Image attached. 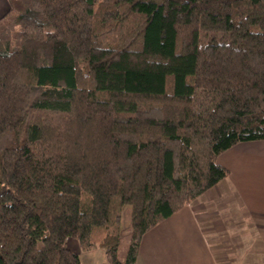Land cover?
Wrapping results in <instances>:
<instances>
[{"label":"trees","instance_id":"16d2710c","mask_svg":"<svg viewBox=\"0 0 264 264\" xmlns=\"http://www.w3.org/2000/svg\"><path fill=\"white\" fill-rule=\"evenodd\" d=\"M0 264H134L142 236L264 140V0H8ZM130 242L117 257L121 212Z\"/></svg>","mask_w":264,"mask_h":264},{"label":"crops","instance_id":"0c3cea01","mask_svg":"<svg viewBox=\"0 0 264 264\" xmlns=\"http://www.w3.org/2000/svg\"><path fill=\"white\" fill-rule=\"evenodd\" d=\"M8 8L0 0V17ZM230 152L239 163V183L220 162L228 175L145 233L134 264H264V245L256 247L258 260L240 250L254 248L247 243L254 238L264 242V140L238 143L218 159Z\"/></svg>","mask_w":264,"mask_h":264},{"label":"rangeland","instance_id":"374dc122","mask_svg":"<svg viewBox=\"0 0 264 264\" xmlns=\"http://www.w3.org/2000/svg\"><path fill=\"white\" fill-rule=\"evenodd\" d=\"M2 1L8 3V0H2ZM8 7H9V3H8ZM230 155L232 156L231 158H230ZM218 162L219 163L222 162L226 165H229L233 173L236 174V177H234L235 183H239L241 179V174L239 176L238 173L241 171L239 170L236 171V165L239 167V163L237 160H235L234 153L233 155H232V152L228 153V156L223 157L220 160L218 159ZM130 209H131L130 205H124L122 208V212H121V235H120V240H119L118 247H117V257L120 261L125 260L126 253L129 247V242H130V221H129ZM247 227L248 226L243 227V229ZM251 236H253V234ZM247 243H250L249 245H253L255 247L246 248V245H245V247H241L240 250L244 251L245 256H251V254L253 253L257 254L255 256V259L258 260L260 257H258L259 252L257 251L259 250H257L256 247L258 245H264V242H260L257 240V238H254L253 241H250ZM65 245L70 250L78 253L81 264H105L104 263L105 262L104 261L105 252H104V249L99 246L91 247L90 248L91 251H89L90 249H82L80 248L78 241L73 238L67 239L65 242ZM261 258L264 259V257H261Z\"/></svg>","mask_w":264,"mask_h":264}]
</instances>
